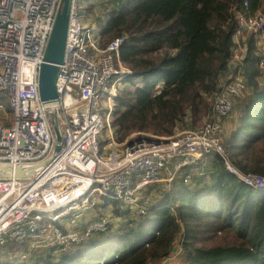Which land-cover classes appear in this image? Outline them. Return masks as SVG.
<instances>
[{"label": "built area", "instance_id": "built-area-1", "mask_svg": "<svg viewBox=\"0 0 264 264\" xmlns=\"http://www.w3.org/2000/svg\"><path fill=\"white\" fill-rule=\"evenodd\" d=\"M80 1L72 3L58 99L45 104L40 69L61 0H0V112L5 113L0 168L11 169L0 170V255L5 258L36 261L50 250L58 257L109 230L111 213L102 211L113 210L114 203L137 218L147 216L155 189L179 180L191 185L193 170L212 154L246 186L264 191V176L239 171L222 138L223 120L249 93L244 61L250 36L264 70V13L238 17L234 57L202 126L169 138L136 134L119 143L111 119L129 73L120 59L127 36H116L102 48L101 31L80 20ZM55 126L62 137L59 152ZM104 129L107 144L102 146ZM183 253L181 237L168 256L148 264H179Z\"/></svg>", "mask_w": 264, "mask_h": 264}, {"label": "trees", "instance_id": "trees-1", "mask_svg": "<svg viewBox=\"0 0 264 264\" xmlns=\"http://www.w3.org/2000/svg\"><path fill=\"white\" fill-rule=\"evenodd\" d=\"M260 12L264 0H118L101 29L100 46L125 34L120 59L129 73L124 83H142L133 91L118 90L111 119L118 142L143 133L169 138L187 121L199 128L234 57L238 17ZM256 51L250 36L244 67L251 95L225 146L234 148L227 156L239 171L264 176V165L234 143L239 132L264 138V70ZM218 159L210 184L192 188L180 180L174 185L179 188L165 192L145 217L114 203V214L123 220L119 228L72 245L58 257L53 250L30 262L0 255V264H148L168 256L181 237V264H264V191L246 186ZM218 233H232L238 242L208 247ZM199 236L205 239L200 242Z\"/></svg>", "mask_w": 264, "mask_h": 264}, {"label": "rangeland", "instance_id": "rangeland-1", "mask_svg": "<svg viewBox=\"0 0 264 264\" xmlns=\"http://www.w3.org/2000/svg\"><path fill=\"white\" fill-rule=\"evenodd\" d=\"M91 3H92V0L80 1V6H79L80 20L82 22H86L89 19L91 21V23L95 25V28L98 27L97 30L100 32L104 26L103 22L105 21V19L108 16V12H110L113 8H115L118 5V0H99V1H97L96 7H98L101 11H106L103 16L100 15L99 17H97L96 14H94L92 12L93 7H92ZM141 85H142L141 81L136 80L133 84H128V83L123 84L122 89H119V90L133 91L135 88H137ZM118 93L119 92L117 91V94ZM0 95H2V93H0ZM4 103H5L6 110L9 111L8 104H7L6 100H4ZM4 115H5L4 112H0V121H3L1 117ZM203 123H204V121H203ZM105 127H107V125H105ZM192 129L193 128L191 127V124L189 121H187L185 124H183V126L181 128V130H185V131L192 130ZM262 132H263V129H261L258 133H256V136L261 135ZM107 135H108V131H107V129H104L102 132V135L100 137V143H102L101 144L102 146H105L104 144H107ZM255 138L256 137L248 138L244 134V132H241V133L239 132L237 134V136H235V140H234L235 142L234 143L235 144L238 143L240 145V149H241V147H243L246 150H248L251 154L254 155L253 157H254L255 161L264 165V138H261L258 140H256ZM225 149H226L227 154L231 158L234 148L231 147L229 149L225 146ZM215 158L217 160H219L218 156H215ZM255 167L256 166H254L253 171H256ZM197 170H198V167L193 170V179H192V183L190 185V186H192V188H200L202 186V185L199 186V183L202 182L203 180L199 181V179H198V176H200L199 174L201 172H200V169H199V171H197ZM262 171L264 172V166L262 167ZM206 172H207L205 174L206 178L204 181L207 180V183L210 184V182H208L209 178L212 177L211 174H209L210 169H208ZM179 182H180V180L177 181L175 184H178ZM175 184H173L170 188L158 187L157 189H155V192H154L155 202L158 203L160 201V199L162 198V196L165 194V192L176 191L179 187L178 186L175 187L174 186ZM203 186H205V184ZM108 210L110 211L111 217H112L111 228H113V229L119 228L120 225L123 224V220L118 218L114 214V211L111 210L110 208L109 209L107 208L106 210L102 211V213L105 214ZM98 211H100V210H98ZM87 218H89V217H87ZM204 239H205L204 237L199 236L197 240L202 242ZM237 242L238 241L236 240L235 236L232 233H228V234L218 233L216 235H211V240L207 241L206 245L208 247L215 246V245L229 246V245H234ZM179 264H181V260H180Z\"/></svg>", "mask_w": 264, "mask_h": 264}, {"label": "water", "instance_id": "water-1", "mask_svg": "<svg viewBox=\"0 0 264 264\" xmlns=\"http://www.w3.org/2000/svg\"><path fill=\"white\" fill-rule=\"evenodd\" d=\"M74 0H61L59 10L55 19L53 30L49 38L43 64L40 69V97L45 104L55 103L58 99L56 83L66 52V44L70 25V14ZM57 137L56 152L61 150L62 137L57 126H55ZM0 170L11 171L10 168H0ZM17 175L22 176L21 169L17 170Z\"/></svg>", "mask_w": 264, "mask_h": 264}, {"label": "crops", "instance_id": "crops-1", "mask_svg": "<svg viewBox=\"0 0 264 264\" xmlns=\"http://www.w3.org/2000/svg\"><path fill=\"white\" fill-rule=\"evenodd\" d=\"M99 1V0H92V7H93V13L96 14L97 17H99L100 15H104L106 11H101L98 7H96V2ZM85 26L87 27H92L94 24L91 23V21L88 19V21L84 22ZM95 28V25L93 26ZM98 28V27H97ZM96 29V32H99L98 30ZM251 95V93L249 92L247 97L249 98ZM246 97V98H247ZM247 99H240L236 102V105H235V110L233 112V114L231 115V117L229 119H225L223 120L222 122V128H223V132H222V138H223V141H224V144L225 142L231 137V135L238 129L239 127V120L242 116V111L244 109V106L245 104L247 103ZM185 130H178V133H181ZM216 155H209L207 156L203 161L202 163L198 166V170L200 169V176H198V179L199 181L203 180L202 182L199 183V186H203L204 184L205 185H208L209 183H207V180H205V174L207 173L206 171L208 169H210V173L211 176L213 174L216 173V163L218 162V160L215 158ZM204 163V164H203ZM204 167V168H203ZM208 182H212L211 181V178H209V181ZM201 186V187H202Z\"/></svg>", "mask_w": 264, "mask_h": 264}, {"label": "bare ground", "instance_id": "bare-ground-1", "mask_svg": "<svg viewBox=\"0 0 264 264\" xmlns=\"http://www.w3.org/2000/svg\"><path fill=\"white\" fill-rule=\"evenodd\" d=\"M0 193H1V189H0Z\"/></svg>", "mask_w": 264, "mask_h": 264}]
</instances>
